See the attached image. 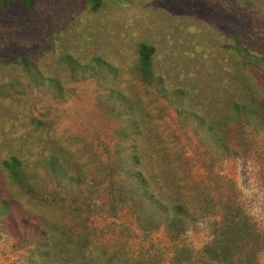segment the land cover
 Here are the masks:
<instances>
[{"label": "rangeland", "instance_id": "rangeland-1", "mask_svg": "<svg viewBox=\"0 0 264 264\" xmlns=\"http://www.w3.org/2000/svg\"><path fill=\"white\" fill-rule=\"evenodd\" d=\"M234 36L264 45V0H102L96 12L85 0L0 5V87L17 91L0 98V161L19 152L37 170L39 193L26 197L2 173L1 185L24 209L88 238L97 257L116 254L115 264H173L175 254L180 264L245 259L234 258L238 249L225 258L223 228L232 224L227 207L233 206L251 219L260 247L253 264H264V131L252 133L237 157L214 161L193 127L178 122L174 105L155 100L137 72L139 44L153 46L155 71L201 86L191 97L204 99L233 71L226 47ZM20 56L40 70V84L12 64ZM47 79L58 82L62 95ZM255 82L264 91V75ZM117 87L142 101L136 113L148 114L155 143L170 151V178L187 189L193 210L199 207L183 230L163 220L148 233L137 226L138 203L116 160L124 121L106 105ZM60 146L81 167L79 185L53 179L45 157L37 161L40 151L47 156ZM152 172L159 183V170ZM33 249L20 247L0 221V264H28Z\"/></svg>", "mask_w": 264, "mask_h": 264}, {"label": "trees", "instance_id": "trees-1", "mask_svg": "<svg viewBox=\"0 0 264 264\" xmlns=\"http://www.w3.org/2000/svg\"><path fill=\"white\" fill-rule=\"evenodd\" d=\"M11 1L0 0L2 10H7ZM85 1L94 12L102 4V0ZM20 2L25 8L32 9L37 0ZM262 47L264 45L246 44L240 38L232 37V43L226 49L233 71H227L223 85L204 96V99L191 97V92L197 96L202 93L201 86L187 84L184 78L175 82L173 77L177 73H170L167 80L164 74L155 71L156 51L153 46L139 44L137 72L142 85L147 91H151L155 100L165 99L172 103L178 122L191 125L194 135L210 151L212 159L221 161L237 157L241 149L248 148L252 133L264 131V91L255 82L256 77L264 75ZM12 64L20 65L31 76L33 83L40 84V70L32 61L20 56ZM111 75H115L114 69L111 70ZM47 81L53 86L56 96L62 95L63 90L56 80ZM16 93L10 86L0 87V98H12ZM108 100L106 105L110 103L109 111L115 112L124 121L117 133L121 145L116 150V160L117 165L124 169L131 187L129 192L134 194V200L138 203L137 226L148 233L163 220L172 229L183 230L196 220V210L199 207L193 210L190 198L183 193L187 189L170 178V173L174 171L170 165L167 166L171 159L170 151L161 149L155 143L157 138L153 139L149 129L148 114L136 113V103L142 101L118 87L111 89ZM45 153L40 151L37 161H42V157H45L44 162L48 164L53 179L61 181L62 178H67L75 185L81 183V167L68 158V150L60 146L47 156ZM153 167L159 170V183L155 180ZM36 171L30 168L19 152L7 154L0 161V173L4 174V180L11 182L21 194L30 199H35L39 193ZM2 187L0 183V221L3 225H8L20 247L34 245L28 264L116 263V254L106 258L97 257L90 250L88 238L74 235L46 216L34 215L15 200L10 190ZM227 212L232 216V224L223 228L227 244L225 258H233L229 255L237 253L238 249L239 255L234 258L245 259H236L228 264H253V258H256L260 247L251 219L233 206L227 207ZM180 262L178 254H175L173 264Z\"/></svg>", "mask_w": 264, "mask_h": 264}]
</instances>
